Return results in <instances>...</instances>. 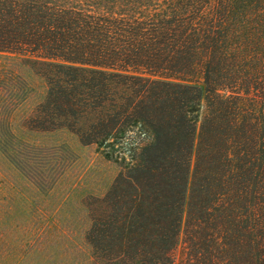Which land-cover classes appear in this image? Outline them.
Wrapping results in <instances>:
<instances>
[{
	"label": "trees",
	"instance_id": "trees-1",
	"mask_svg": "<svg viewBox=\"0 0 264 264\" xmlns=\"http://www.w3.org/2000/svg\"><path fill=\"white\" fill-rule=\"evenodd\" d=\"M0 53L45 85L28 130L123 160L89 264H264V0H0Z\"/></svg>",
	"mask_w": 264,
	"mask_h": 264
},
{
	"label": "rangeland",
	"instance_id": "rangeland-1",
	"mask_svg": "<svg viewBox=\"0 0 264 264\" xmlns=\"http://www.w3.org/2000/svg\"><path fill=\"white\" fill-rule=\"evenodd\" d=\"M44 94L19 57L0 53V264H89L86 203L107 191L123 160L66 130H28Z\"/></svg>",
	"mask_w": 264,
	"mask_h": 264
}]
</instances>
